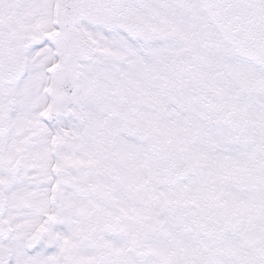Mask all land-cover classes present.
<instances>
[{"label":"snow or ice","instance_id":"1","mask_svg":"<svg viewBox=\"0 0 264 264\" xmlns=\"http://www.w3.org/2000/svg\"><path fill=\"white\" fill-rule=\"evenodd\" d=\"M0 264H264V0H0Z\"/></svg>","mask_w":264,"mask_h":264}]
</instances>
